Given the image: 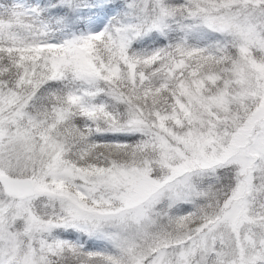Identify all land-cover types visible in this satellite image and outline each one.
Listing matches in <instances>:
<instances>
[{"label": "snow or ice", "instance_id": "1", "mask_svg": "<svg viewBox=\"0 0 264 264\" xmlns=\"http://www.w3.org/2000/svg\"><path fill=\"white\" fill-rule=\"evenodd\" d=\"M0 264H264V0H0Z\"/></svg>", "mask_w": 264, "mask_h": 264}]
</instances>
